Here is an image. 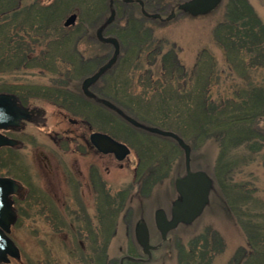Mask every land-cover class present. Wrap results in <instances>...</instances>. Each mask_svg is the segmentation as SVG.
Masks as SVG:
<instances>
[{"label": "rangeland", "instance_id": "1", "mask_svg": "<svg viewBox=\"0 0 264 264\" xmlns=\"http://www.w3.org/2000/svg\"><path fill=\"white\" fill-rule=\"evenodd\" d=\"M39 1L48 5L54 0ZM183 1L175 0L173 5L162 8L160 15L163 19L141 14L138 41L120 34L122 28L129 26L121 14L131 11L125 7V4L131 3L114 2L111 8L114 10L113 19L105 22L110 15V8L107 7L97 26L89 33L86 28L94 17H81L79 3L76 2L71 12L59 18L61 27L69 29L67 37L70 41L61 46L53 69L72 77L69 84L79 90L77 95L83 99H55L50 95H41L43 92L36 88H32L33 93H24V105L44 110L46 119L44 124L26 123L21 127H24L23 130L6 133L21 140L22 147L0 148V175L17 180L22 187L20 194L11 197L17 218L10 232L19 249L20 260L10 259L6 264H29L37 259H47L50 255L63 264L71 257L68 255L69 248L84 245L81 239L73 237L75 228L96 230L98 227L102 232L112 226V215L105 212L99 201L102 194L97 192L95 195L92 190L90 193V166L96 169L98 180L108 187L110 200L126 199L125 208L113 220L114 235L100 232V237L107 242L108 254L119 263L130 256L140 260L137 264H177L180 245L188 246L191 240L202 238V233L207 231L219 234L224 244L223 251L213 257L211 264H228L234 251L245 245L246 211L264 210V167L259 160L243 163L246 166L237 173L232 187H224L228 183L220 174L221 164L217 163L219 142L195 143L189 140V135H185L191 150L190 169L205 171L213 186L202 214L190 225H179L161 241L154 225V211L163 209L169 215L171 203L177 198L174 178L185 173L183 150L168 137L135 127L115 110L87 98L81 89L83 80L113 54V47L97 38L99 27H103L104 36L116 34L117 37H113L119 42L120 53L114 64L90 87L91 92L114 106L112 101L122 105L133 114V120L144 126L163 130L171 126L168 120L160 118L165 113L161 105L165 96L162 89L154 90V87L165 85L167 78L161 73V68L163 65L169 67L175 60L179 63V70L190 72L199 58L200 62L206 63L211 56L215 80L210 93L214 99L230 96L233 87L242 86L243 81L237 77L239 73L228 65L224 50L215 37L219 23L224 20L227 0H221L212 12L196 17L176 9L177 3ZM248 1L264 24V0ZM172 11L174 15L165 19ZM72 13L76 15L75 23L64 27L63 22ZM133 45L136 47L132 51ZM137 47L143 50L139 52ZM147 72L152 76L151 81L146 77ZM179 73H174L172 86L182 91L184 79H178ZM50 75L39 74L35 68L27 81L18 78L12 83L44 87L48 86ZM257 77L258 73H255L254 78ZM75 128L107 133L126 144L130 153L126 159L117 161L109 155H83L84 147H81V153L69 152L73 144L64 149L66 152L59 150L58 137L64 130ZM247 156L244 151L240 157L246 161ZM101 215H109L103 224L98 223ZM140 220L146 223L150 243L155 245L149 260L135 238V226ZM56 230L58 234L54 233ZM122 264L130 263L123 261Z\"/></svg>", "mask_w": 264, "mask_h": 264}, {"label": "trees", "instance_id": "2", "mask_svg": "<svg viewBox=\"0 0 264 264\" xmlns=\"http://www.w3.org/2000/svg\"><path fill=\"white\" fill-rule=\"evenodd\" d=\"M113 1L117 4L123 0ZM76 2L81 5V17H94L86 28L89 33L107 11L109 0H54L48 5H42L39 0H0V92L15 94L22 104L25 101L24 93H33L32 88L43 92L41 95H50L55 99H83L81 95H77L79 90L69 84L72 77L53 69L61 46H66L70 41L67 37L69 29L61 27L59 18L64 13L71 12ZM142 2L147 12L160 14L162 8L173 5L175 0ZM125 7H129L131 11H124L121 17L129 22V26L122 28L120 34L134 37L138 41L142 25L140 20L143 17L140 7L135 3L125 4ZM223 16L224 20L219 23L215 37L224 50L226 62L239 73L237 77L243 81L242 86L233 87L230 96L214 99L210 91L215 72L210 56L206 63L200 62L199 58L190 72L179 70L177 60L169 67L163 65L161 73L166 75L164 77L167 82L163 86L154 87V90L162 89L165 96L161 103L165 113L160 118L168 120L171 125L165 130L174 132L187 144L185 135H189V140L195 143L219 142L217 163L221 164L220 174H223L228 183L223 186L230 188L237 173L248 162L259 160L264 167V24L248 0H227ZM109 35L117 37L114 33ZM140 44L142 45L141 42ZM135 47L133 45L132 51ZM137 48L139 52L143 50L141 47ZM35 68L39 74H51L48 86L12 83L18 78L27 81ZM177 71L181 72L178 79H184L185 87L182 91L172 86L174 73ZM255 73H258L257 78H254ZM149 75L150 73L146 77L151 81L152 76ZM112 103L134 119L133 114L122 105ZM244 151L248 154L246 161L240 157ZM99 201L105 212L112 215V226L108 230L102 229V232L98 227L96 230L75 228L73 237L81 239L84 245L79 244L76 249L69 248L68 255L73 258L69 256L71 259L63 264H119L116 258L108 254L107 242L100 235L104 232L114 235L113 220L125 208L126 199L110 200L101 196ZM245 214V245L234 251L228 264H264V210L254 213L246 211ZM106 217L109 215H101L98 223L103 224ZM58 232L56 230L54 233ZM223 248L220 235L207 231L202 233V238L191 240L188 246L180 245L177 264H211L213 257L221 253ZM29 264L60 262L50 255L47 259H37Z\"/></svg>", "mask_w": 264, "mask_h": 264}, {"label": "water", "instance_id": "3", "mask_svg": "<svg viewBox=\"0 0 264 264\" xmlns=\"http://www.w3.org/2000/svg\"><path fill=\"white\" fill-rule=\"evenodd\" d=\"M127 3L136 2L139 4L141 13L149 18H161L158 13H149L144 10L142 0H123ZM221 0H185L177 3L176 9L187 15L196 17L210 13L220 4ZM112 0H110V15L105 21L109 23L114 17V10L111 9ZM174 15L172 11L165 19ZM75 13L70 14L63 22L64 27L75 23ZM103 27H99L96 35L103 42L109 43L113 47L112 57L97 69L93 74L86 77L82 82V89L85 94L91 95L89 87L105 73L116 61L119 55V43L114 37H104L102 34ZM104 105L115 110L120 116L124 117L130 124L148 130L152 133L169 137L176 141L184 153L185 174L178 175L174 179V187L178 194L169 210V217L163 209H157L154 213V223L162 240L166 239L169 231L174 230L179 224L189 225L193 223L203 212L208 204L209 194L212 190V179L203 170L190 169V147L175 133L155 127L144 126L132 118L125 115L119 108L112 105L106 100H101ZM36 108L23 106L18 98L11 93L0 92V147L16 146L17 140L11 139L1 133L4 130L17 129L23 126L26 120H29ZM264 128V123H263ZM89 141L101 153H112L116 160H124L130 153L129 148L111 136L102 132H91ZM22 191L21 184L10 177L0 176V264H6L10 259L20 260V252L14 241L10 237L11 227L15 223L17 214L13 206L11 197L18 195ZM135 236L142 252L151 256V250L155 246L150 244L149 230L144 221H139L135 227Z\"/></svg>", "mask_w": 264, "mask_h": 264}, {"label": "flooded vegetation", "instance_id": "4", "mask_svg": "<svg viewBox=\"0 0 264 264\" xmlns=\"http://www.w3.org/2000/svg\"><path fill=\"white\" fill-rule=\"evenodd\" d=\"M92 85L90 87H92ZM90 87H89V92L91 93V95L85 94L84 91H83V89H82V92L85 94V96L87 98L95 101V102H100L101 104H103L101 102L102 99L98 98L97 94H94L93 92H91ZM104 106L108 107L107 105H104ZM36 110L37 111H35L33 114H31L30 119L27 122H25L24 126L26 125V123H32V124H35V125H37L39 123H43L44 124L45 119H46L45 116H44L45 115V111L42 110V109H36ZM71 122L74 123V124L77 123V121H73V120ZM23 129H24V127L21 128V129L18 128V129L11 130V131L17 132V131H21ZM9 131H4L3 133L5 135H7L6 133L9 132ZM87 131H88V133H86ZM87 131H84L82 128H75V129H72V130H64L61 133V135L58 137V140H57V143H58L57 144V148L59 150H61V151H65L66 150L65 148L68 149V148H70L71 144H73V148L72 149H68L69 152L70 151L71 152H75V151L76 152H80L81 151V147H84L85 150L83 151V155L93 153L95 155H98V154L99 155H109V156L114 157V155L112 153H101V152H99L95 148V146L92 145L90 143V141H89V135H90V133L92 131L90 130V128H87ZM8 137L13 138V139H15V140L18 141V143L16 144V146H14L13 148L22 147L23 143H22L21 140H19L17 138H14V137H11V136H8ZM81 141L83 143H81ZM79 172H80V170H79ZM80 174H81V172H80ZM88 187L90 189V193H91V190H92L95 195L98 192V193H101L102 196H105L107 199H109L111 197V194L108 191V187L101 180H98V178H97V171L92 166H90V170H89ZM124 260L130 262V264H136V260L126 259V258H124L123 261Z\"/></svg>", "mask_w": 264, "mask_h": 264}]
</instances>
